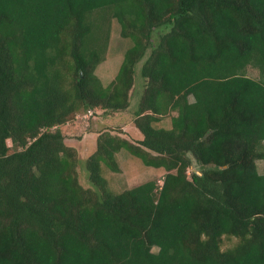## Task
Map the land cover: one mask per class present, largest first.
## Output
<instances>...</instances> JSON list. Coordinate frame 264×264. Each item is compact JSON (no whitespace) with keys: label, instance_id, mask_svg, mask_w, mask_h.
I'll return each instance as SVG.
<instances>
[{"label":"trees","instance_id":"obj_1","mask_svg":"<svg viewBox=\"0 0 264 264\" xmlns=\"http://www.w3.org/2000/svg\"><path fill=\"white\" fill-rule=\"evenodd\" d=\"M139 63L141 139L99 131L84 187L61 125L126 110ZM123 149L161 183L111 190ZM262 160L264 0H0V264H264Z\"/></svg>","mask_w":264,"mask_h":264},{"label":"rangeland","instance_id":"obj_2","mask_svg":"<svg viewBox=\"0 0 264 264\" xmlns=\"http://www.w3.org/2000/svg\"><path fill=\"white\" fill-rule=\"evenodd\" d=\"M132 44L129 38H124L120 34V25L114 20L110 27V39L104 54V59L97 65L95 73L100 78L103 85H108L115 77L119 65L123 59L125 50ZM139 63L136 66V74L133 88L130 90V105L126 110L105 111L102 108H93L92 114L83 116L84 112H78L76 116L61 125L68 145L74 146L80 155V162L77 167L78 178L84 187H91L85 169V159L95 149L97 133L108 130L111 133L119 134L130 141L137 142L141 139V133L133 122V113L142 95L145 79L140 75ZM248 74L257 77V71L248 70ZM159 127H170V116H165L155 124ZM10 144V141H8ZM119 171H112L102 163V175L107 179L108 186L115 192H120L126 188L143 183L147 180H157L161 183L164 169H156L146 166L142 161L129 154L126 150H121L116 154ZM259 171L264 173V160L259 161ZM196 169L192 167L188 170ZM237 241L235 237L223 236L222 248L231 246Z\"/></svg>","mask_w":264,"mask_h":264},{"label":"built area","instance_id":"obj_3","mask_svg":"<svg viewBox=\"0 0 264 264\" xmlns=\"http://www.w3.org/2000/svg\"><path fill=\"white\" fill-rule=\"evenodd\" d=\"M89 114H92V111L91 110H89L85 115H89Z\"/></svg>","mask_w":264,"mask_h":264},{"label":"crops","instance_id":"obj_4","mask_svg":"<svg viewBox=\"0 0 264 264\" xmlns=\"http://www.w3.org/2000/svg\"><path fill=\"white\" fill-rule=\"evenodd\" d=\"M259 163V162H258ZM258 167H259V164H258Z\"/></svg>","mask_w":264,"mask_h":264}]
</instances>
